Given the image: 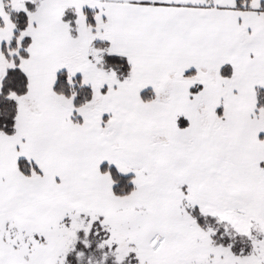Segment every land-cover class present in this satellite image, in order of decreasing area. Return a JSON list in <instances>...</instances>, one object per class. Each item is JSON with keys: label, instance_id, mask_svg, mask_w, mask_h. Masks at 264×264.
<instances>
[{"label": "snow or ice", "instance_id": "obj_1", "mask_svg": "<svg viewBox=\"0 0 264 264\" xmlns=\"http://www.w3.org/2000/svg\"><path fill=\"white\" fill-rule=\"evenodd\" d=\"M0 264H264V0H0Z\"/></svg>", "mask_w": 264, "mask_h": 264}]
</instances>
